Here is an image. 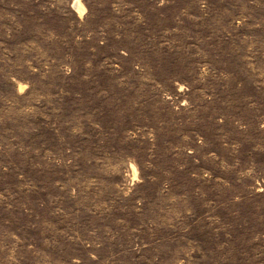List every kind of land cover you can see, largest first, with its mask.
<instances>
[{"label":"rangeland","instance_id":"374dc122","mask_svg":"<svg viewBox=\"0 0 264 264\" xmlns=\"http://www.w3.org/2000/svg\"><path fill=\"white\" fill-rule=\"evenodd\" d=\"M0 264H264V0H0Z\"/></svg>","mask_w":264,"mask_h":264},{"label":"bare ground","instance_id":"6f19581e","mask_svg":"<svg viewBox=\"0 0 264 264\" xmlns=\"http://www.w3.org/2000/svg\"><path fill=\"white\" fill-rule=\"evenodd\" d=\"M76 5H77L78 10L82 13L84 11L82 4L78 2Z\"/></svg>","mask_w":264,"mask_h":264}]
</instances>
